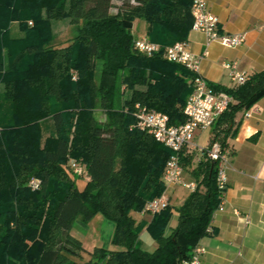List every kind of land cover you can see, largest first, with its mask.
<instances>
[{
  "label": "trees",
  "instance_id": "trees-1",
  "mask_svg": "<svg viewBox=\"0 0 264 264\" xmlns=\"http://www.w3.org/2000/svg\"><path fill=\"white\" fill-rule=\"evenodd\" d=\"M116 1L112 12V0H0V264H80L82 252L90 255L84 264H180L210 233L220 198L206 160L192 169L198 187L176 208L169 234L170 205L149 222L133 215L164 192L171 154L149 132L130 129L133 109L140 104L166 114L171 125L183 123L194 78L162 51L137 52L133 21L143 19L148 38L164 48L186 39L191 0ZM58 22L77 26L64 46L55 43ZM213 87L233 99L210 140L226 146L236 134L235 115L264 95V69L242 85ZM97 108L105 121L96 120ZM70 160L83 167L81 190ZM32 178L40 181L36 188ZM96 214L113 222L116 249L89 251L71 235L76 220ZM144 227L153 251L140 246Z\"/></svg>",
  "mask_w": 264,
  "mask_h": 264
},
{
  "label": "crops",
  "instance_id": "crops-1",
  "mask_svg": "<svg viewBox=\"0 0 264 264\" xmlns=\"http://www.w3.org/2000/svg\"><path fill=\"white\" fill-rule=\"evenodd\" d=\"M206 1L209 11L218 18L219 30L224 34H244L245 40L236 47H225L217 42L206 44L204 33L189 30L187 50L200 57L199 74L203 78L212 85L231 87L234 84L223 63L234 62L237 70L247 75L264 69V0ZM146 30L144 21L143 31L134 38L147 36ZM58 44L64 46L67 43ZM249 110L251 115L247 117L245 113ZM235 122L236 134L226 140L231 151V164L222 198L223 209L214 214L210 233L196 243L205 248L201 264H264V95L250 109L239 111ZM202 132L196 133L199 146H202L199 143ZM197 163L192 160L191 165L184 169L185 180H194L191 171ZM178 187L185 189L180 185L165 188L172 207L171 217L175 215L176 222V208L190 193L186 192L183 197ZM137 214L140 216L138 221L149 222L152 217L150 214ZM176 222L169 229L167 226L165 235L170 233ZM95 232L96 236L99 235L97 230Z\"/></svg>",
  "mask_w": 264,
  "mask_h": 264
},
{
  "label": "built area",
  "instance_id": "built-area-1",
  "mask_svg": "<svg viewBox=\"0 0 264 264\" xmlns=\"http://www.w3.org/2000/svg\"><path fill=\"white\" fill-rule=\"evenodd\" d=\"M190 13L192 25L190 30L200 31L206 36V44L217 42L225 47H236L245 40L241 33L224 34L219 30L218 18L212 14L207 6L206 0H191ZM134 49L144 55L151 56L162 51V56L170 62L179 63L194 73L191 82V91L183 105L185 121L178 125L169 124L168 116L160 111L136 104L133 109L134 124L131 128H139L149 132L156 141L171 150L166 160L163 172L165 186L180 185L189 192L197 187L196 180H185L184 169L194 162L206 160L212 163L214 168L215 184L219 191L220 202L213 213L223 209L222 198L227 187V172L230 168L231 151L227 146H222L218 140L210 141L213 138L212 129L218 118L228 109L233 99L222 90H216L213 85L199 74L200 57L195 56L187 50V40L176 41L173 44L161 47L158 43L151 41L147 36L140 37L134 41ZM206 54V52H205ZM223 67L227 70L228 76L234 85H242L249 75L237 70L234 62H225ZM251 111L245 113L250 116ZM211 131L208 143L199 146L196 142L198 131ZM191 157L190 164L184 165L183 160ZM73 173L81 176L83 167L74 160H70ZM39 179L32 178L29 185L36 188ZM169 205V200L164 192L146 202L141 215L154 214L163 210ZM208 231H211L209 226ZM205 248L195 245L189 258L181 261L180 264H201Z\"/></svg>",
  "mask_w": 264,
  "mask_h": 264
},
{
  "label": "rangeland",
  "instance_id": "rangeland-1",
  "mask_svg": "<svg viewBox=\"0 0 264 264\" xmlns=\"http://www.w3.org/2000/svg\"><path fill=\"white\" fill-rule=\"evenodd\" d=\"M112 6L113 7L111 8V11L115 12L117 10V7L120 6V2L116 0H112ZM143 24H144L143 19L138 18L134 21V24L131 30L134 36L139 35L143 31ZM14 29H15V24L12 26V29H11L12 34L14 33ZM54 32L56 34L55 41L57 42V44L58 43L65 44V43H68L70 39L76 35L77 26L66 24L65 22H58L56 26L54 27ZM98 75H99V69L97 66L96 78L98 77ZM118 86H119V81H118ZM94 115L97 121L103 122L106 120V115L101 109L97 108L94 111ZM209 134H210L209 130L202 132V135L199 139L200 145L202 146L206 145V142H207L206 138ZM74 179L76 182V186L78 187V189L81 190L84 186L86 178L75 175ZM178 190H179V194L181 193L183 197L186 194V192H188V190L186 189L179 188ZM133 215L136 218V220L139 219L140 217L139 214L137 213H134ZM78 221L80 222L74 223L73 228L70 230V233L73 237H75L76 239L82 242L86 250L90 249L91 251L93 249L92 248L93 246H100V247H104L107 249H114L116 247L112 243V230H113L112 221L106 219L100 214H96L91 220L87 222L82 221L80 219ZM175 222H176V217L175 215H173L171 217V220H169L168 222L167 229H169L170 226L174 224ZM95 230L99 232V235L96 236ZM138 239H139L140 246L142 249L146 251L154 250L156 242L145 227L141 230ZM89 258H90V255L88 254V252H82L80 257L77 258V260L80 262V264H84L87 260H89Z\"/></svg>",
  "mask_w": 264,
  "mask_h": 264
}]
</instances>
